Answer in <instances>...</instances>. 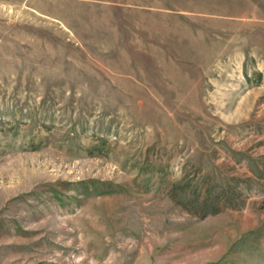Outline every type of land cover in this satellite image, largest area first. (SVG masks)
<instances>
[{
	"label": "rangeland",
	"instance_id": "374dc122",
	"mask_svg": "<svg viewBox=\"0 0 264 264\" xmlns=\"http://www.w3.org/2000/svg\"><path fill=\"white\" fill-rule=\"evenodd\" d=\"M0 264H264V0H0Z\"/></svg>",
	"mask_w": 264,
	"mask_h": 264
}]
</instances>
